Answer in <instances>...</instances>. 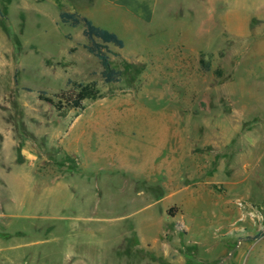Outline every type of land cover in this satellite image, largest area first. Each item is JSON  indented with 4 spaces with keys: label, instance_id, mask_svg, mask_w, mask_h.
I'll return each mask as SVG.
<instances>
[{
    "label": "rangeland",
    "instance_id": "rangeland-1",
    "mask_svg": "<svg viewBox=\"0 0 264 264\" xmlns=\"http://www.w3.org/2000/svg\"><path fill=\"white\" fill-rule=\"evenodd\" d=\"M59 12L0 0V264H264V0L97 13L113 83Z\"/></svg>",
    "mask_w": 264,
    "mask_h": 264
},
{
    "label": "trees",
    "instance_id": "trees-1",
    "mask_svg": "<svg viewBox=\"0 0 264 264\" xmlns=\"http://www.w3.org/2000/svg\"><path fill=\"white\" fill-rule=\"evenodd\" d=\"M57 18L62 25L69 27L82 26L81 34L88 42L83 48L97 60L102 81L104 83L118 81L119 72L110 67L105 45L110 44L117 49H121L123 46L121 40L114 33L93 25L91 21L76 13L59 12ZM66 84L68 85L66 90L50 96L42 91L37 93V98L51 105L60 117L65 116L69 109L81 107L83 101L95 100L100 96L94 81L81 84L67 80Z\"/></svg>",
    "mask_w": 264,
    "mask_h": 264
},
{
    "label": "crops",
    "instance_id": "crops-1",
    "mask_svg": "<svg viewBox=\"0 0 264 264\" xmlns=\"http://www.w3.org/2000/svg\"><path fill=\"white\" fill-rule=\"evenodd\" d=\"M66 11L90 21L98 13L109 22L149 24L159 0H58ZM92 23V22H91ZM93 24V23H92ZM98 25V24H97Z\"/></svg>",
    "mask_w": 264,
    "mask_h": 264
}]
</instances>
